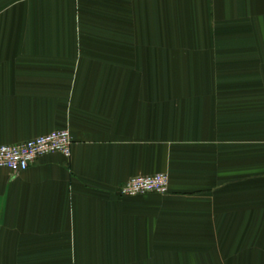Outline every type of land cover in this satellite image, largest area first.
Instances as JSON below:
<instances>
[{"label": "crops", "instance_id": "0c3cea01", "mask_svg": "<svg viewBox=\"0 0 264 264\" xmlns=\"http://www.w3.org/2000/svg\"><path fill=\"white\" fill-rule=\"evenodd\" d=\"M65 128L0 167V264H264V0H0V145Z\"/></svg>", "mask_w": 264, "mask_h": 264}, {"label": "built area", "instance_id": "2783aa9c", "mask_svg": "<svg viewBox=\"0 0 264 264\" xmlns=\"http://www.w3.org/2000/svg\"><path fill=\"white\" fill-rule=\"evenodd\" d=\"M73 138L70 129H57L45 135L14 144L0 145V167L14 174L21 173L39 157L61 153L67 158L72 155ZM170 178L167 172L151 175H135L119 187L123 196L146 193L165 194L169 191Z\"/></svg>", "mask_w": 264, "mask_h": 264}]
</instances>
